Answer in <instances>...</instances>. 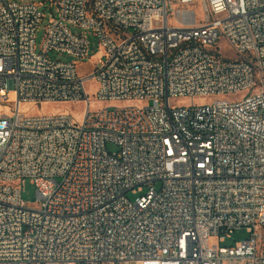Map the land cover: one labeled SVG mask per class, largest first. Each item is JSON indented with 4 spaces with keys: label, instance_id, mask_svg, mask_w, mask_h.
<instances>
[{
    "label": "built area",
    "instance_id": "obj_1",
    "mask_svg": "<svg viewBox=\"0 0 264 264\" xmlns=\"http://www.w3.org/2000/svg\"><path fill=\"white\" fill-rule=\"evenodd\" d=\"M0 107V264H264V0H0Z\"/></svg>",
    "mask_w": 264,
    "mask_h": 264
},
{
    "label": "rangeland",
    "instance_id": "obj_2",
    "mask_svg": "<svg viewBox=\"0 0 264 264\" xmlns=\"http://www.w3.org/2000/svg\"><path fill=\"white\" fill-rule=\"evenodd\" d=\"M9 2H14V3H19V4H31V3H38V2H43V0H7ZM41 11L43 13L44 19L42 21V24L39 27V30L36 34V49L38 52L41 51L42 45L44 43L45 39V32H46V27L50 24L52 21L51 15L56 12L55 7H52V5L48 2L46 3L45 7L41 8ZM199 16L200 11H198ZM69 29L73 33H81V30H79L76 27L69 26ZM132 32V31H130ZM89 34V39L91 42V47L89 50V56L88 60H86L83 64L79 65V73L80 75L84 76L86 73H89L95 66L99 67L102 62L104 61V55L102 53L101 47L98 43V41ZM224 54L228 57L234 58L235 55L226 45V43L222 42L219 43ZM49 57L53 60L57 61H63V62H70L73 59L66 57L63 54L51 52L49 54ZM97 89V84L95 82H91L88 85V92L90 95V98L93 100L94 95L96 93ZM249 95V92H244L242 93L238 98L244 99ZM13 97L11 96V101ZM210 102L208 99L203 100V99H196L194 100L193 104L195 105H200L204 103ZM191 101L188 99H180L177 101V104H190ZM22 110L24 113H28L29 115L33 116H43V115H53L55 113H67L73 115V117L76 119V121L81 122L83 118L82 110H84V107L82 105L76 104V103H61V104H52V103H43L41 107H32L30 105H24L22 107ZM4 109L0 107V114L3 112ZM109 151H115V148L113 146H109ZM22 188V197L24 202L27 204V206H36L37 205V189L36 187L31 183L30 180L25 179L22 181L21 184ZM129 199L131 201H134L136 199V196L129 194ZM249 233L245 230H238L234 232L229 239H226L225 243L222 244L221 246L225 247H235L237 246L240 242L245 241L249 238Z\"/></svg>",
    "mask_w": 264,
    "mask_h": 264
}]
</instances>
